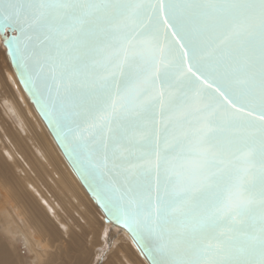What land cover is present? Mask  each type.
Here are the masks:
<instances>
[{"label": "snow or ice", "instance_id": "snow-or-ice-1", "mask_svg": "<svg viewBox=\"0 0 264 264\" xmlns=\"http://www.w3.org/2000/svg\"><path fill=\"white\" fill-rule=\"evenodd\" d=\"M108 7L102 0H0V32L10 27L20 33L6 42L22 78L30 60L51 65L53 81L59 70L57 92L65 73L93 75L92 95L71 117L62 114L68 123L58 137L64 144L77 132L80 125L72 118L87 125L91 135L86 141L77 137L78 146L88 152L91 167L111 165L109 171L124 173L122 183L106 186L109 200L125 226L154 241L157 264H264V213L255 235L238 228L255 205L248 176L257 144L264 163V0H126L113 8L108 27L84 53L86 63L71 69L57 63L61 44H75L85 25ZM146 8L154 13L147 20ZM40 27L46 34L39 44L50 47L32 45L27 33ZM157 105L166 117L165 133L152 139V151L137 157L138 163L107 155L112 126ZM221 125L233 129L227 142L217 139ZM96 152L104 155L93 160ZM136 174L156 177L155 197L135 192ZM174 222L183 233L204 234L194 255H176L177 233L167 227Z\"/></svg>", "mask_w": 264, "mask_h": 264}, {"label": "bare ground", "instance_id": "bare-ground-1", "mask_svg": "<svg viewBox=\"0 0 264 264\" xmlns=\"http://www.w3.org/2000/svg\"><path fill=\"white\" fill-rule=\"evenodd\" d=\"M0 228V264H148L126 230L106 222L76 176L1 37Z\"/></svg>", "mask_w": 264, "mask_h": 264}, {"label": "water", "instance_id": "water-1", "mask_svg": "<svg viewBox=\"0 0 264 264\" xmlns=\"http://www.w3.org/2000/svg\"><path fill=\"white\" fill-rule=\"evenodd\" d=\"M102 2L108 4L109 7L102 9L91 19L89 24L85 25L83 30L77 35V42L75 44L71 41L67 45L61 44L58 54L55 56L57 63L62 61L64 67L68 69H71L73 66H78L81 63H86L87 58L84 56V53L95 43L99 30L108 27L112 20L113 8L117 4L125 3L126 0H102ZM137 2L143 4H157V0H137ZM149 15H154L153 9H144L143 19L147 20ZM169 32H171V30H169ZM45 34L46 29L43 27L27 33V35L33 38V46L50 47L48 42L44 45L39 44V41L43 39ZM19 35L18 29L14 30L10 27H5L4 30L0 32V37L7 49L11 64L24 90L46 124L59 149L89 195L104 213L106 222L114 223L126 230L148 264H157L161 256L155 251L154 241L147 238L142 232L134 233L132 228L125 226V224L121 222L122 218L116 214V209L109 200V193L107 192L106 186L113 183H122L125 180L124 173L117 172L115 169L109 171L111 165H109V168H100L99 170L91 167L88 152L78 146L77 137H81L86 141L91 135L87 125L76 118H72L74 123L80 125L77 132L74 133L72 137L67 138L64 144L61 143L58 137V133H62L65 124L68 123V121L61 119L62 114L67 113L71 117V114L79 111L81 105L92 95L90 82L93 75L90 72H81L75 76H72L70 73H65L63 84L59 92H57V84L61 82L59 70H57L56 81H53L49 71L51 65L43 64V61H41V63H36L35 60H30L28 62V75L22 78L21 72L9 51V45L6 42V37H17ZM53 51L56 52L55 49H53ZM181 51L179 44H176L173 48V52L177 60H179ZM41 64H43V66H41ZM184 67L186 68L187 64H185ZM193 71H195V69H193ZM29 77L31 78V82L26 86L24 81ZM49 89H51V95L49 94ZM53 101L55 102V107H53ZM220 110H226L225 105H221ZM46 112L47 115L45 114ZM193 119H195V117H193ZM165 122L166 117L161 115L159 105H157L155 109L144 111L137 119L117 121L112 126V132L110 134L111 139L107 141L109 144L107 155L112 157L123 154L129 156V159L138 163L139 161L136 160L137 157L152 151V139L162 138L164 136ZM232 133L233 129L221 125L217 132V139L221 142H227ZM94 143L93 141L89 144V150L94 146ZM70 151L72 153L71 155L69 154ZM256 151L257 155L253 168L248 176L255 205L244 222L238 224L240 233L247 234L249 237L256 234L259 217L264 213V207L261 206V194L264 193V163L261 162L262 157L259 154L258 144L256 146ZM103 155L104 153L96 152L93 154L92 159L98 160ZM77 161H79V167L77 166ZM131 184L135 192L139 195H144L148 191H151L154 197L157 195L156 177L154 175L136 174L131 178ZM200 199H203V197ZM192 211L193 213L197 211L195 202L193 203ZM167 227L174 229L177 233L174 247L178 257L194 255L203 242V233H183L179 223L175 222L167 225ZM222 230L226 229L222 226ZM240 246L241 244L239 243L236 245V247Z\"/></svg>", "mask_w": 264, "mask_h": 264}, {"label": "rangeland", "instance_id": "rangeland-1", "mask_svg": "<svg viewBox=\"0 0 264 264\" xmlns=\"http://www.w3.org/2000/svg\"><path fill=\"white\" fill-rule=\"evenodd\" d=\"M2 49H3V48H2ZM112 229H113V228H110V229L108 230V235L111 234ZM0 230H1V228H0ZM114 231H116V230H114ZM19 245L23 248L24 253L26 254L25 256H26V257H29V252H28L26 246L24 245V243L21 242V243H19ZM107 246H108V247H107ZM105 248H106L107 250H106ZM105 248H104L105 253L109 252V244H106V245H105ZM106 251H107V252H106ZM26 260H27V259H26ZM27 262L29 263L30 261L27 260Z\"/></svg>", "mask_w": 264, "mask_h": 264}]
</instances>
